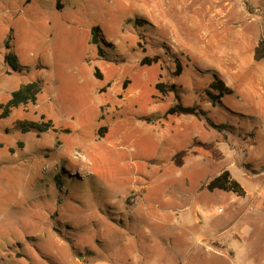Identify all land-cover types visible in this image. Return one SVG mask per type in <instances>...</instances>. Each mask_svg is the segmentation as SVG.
Here are the masks:
<instances>
[{
    "label": "rangeland",
    "instance_id": "rangeland-1",
    "mask_svg": "<svg viewBox=\"0 0 264 264\" xmlns=\"http://www.w3.org/2000/svg\"><path fill=\"white\" fill-rule=\"evenodd\" d=\"M160 1L155 26L142 0H0V104L41 82L0 118V264L213 263L208 236L249 197L237 206L206 182L228 169L249 195L264 178V0ZM157 81L200 116L166 115L174 94Z\"/></svg>",
    "mask_w": 264,
    "mask_h": 264
},
{
    "label": "crops",
    "instance_id": "crops-1",
    "mask_svg": "<svg viewBox=\"0 0 264 264\" xmlns=\"http://www.w3.org/2000/svg\"><path fill=\"white\" fill-rule=\"evenodd\" d=\"M142 1L145 2L144 6H146L151 13L153 12V16H144L147 21L155 26L161 25L163 22L161 19V11L165 7V2L160 3L161 1L158 0L159 7L157 9L155 4H157L158 1ZM138 15L143 17L142 14ZM257 172L253 174H258L259 172ZM242 176L243 174H241L240 177ZM239 183L245 191L242 196L218 189L209 191L211 193L224 192L229 194L231 198L234 199L233 203L237 204V206L244 202L246 196L249 197V199L244 202L247 204L246 208L243 210H237V207H235L234 209L236 211L232 214V221L224 228L222 227L223 229L220 232L208 236L209 244L206 246V249L215 257L212 264H264V178H261L257 188L249 195H247L246 190V187H248L247 184L245 185L242 182ZM219 211L220 208H218L215 213ZM222 219L225 220L226 217ZM174 224H176V220H174ZM216 226L218 227L219 223L212 224V227ZM174 238H179V241L181 240L180 234H175ZM199 241H201V238L197 239L194 246L197 247ZM77 261L80 262V260ZM91 264L112 263L106 260H98ZM138 264L142 263L139 262ZM174 264H182V262Z\"/></svg>",
    "mask_w": 264,
    "mask_h": 264
},
{
    "label": "trees",
    "instance_id": "trees-1",
    "mask_svg": "<svg viewBox=\"0 0 264 264\" xmlns=\"http://www.w3.org/2000/svg\"><path fill=\"white\" fill-rule=\"evenodd\" d=\"M60 6L59 4L57 5ZM146 23L143 19H141L137 22ZM91 33V43L92 44H98L99 42V33L100 30L98 27H92L90 30ZM111 45V43H109ZM6 48H9V41L7 40L5 42ZM99 56H102L101 50L98 51ZM264 55V49H263V40H260L257 44V47L255 48V58L260 59ZM161 60V57L159 54H154L152 56L144 55L139 63L140 65H151L153 63H159ZM175 60V69H176V75L180 74L181 70V63L178 61V59ZM5 61L12 67L13 70H18L20 68V65L17 61V58L12 53H6L5 54ZM94 75L97 77H100V74L97 71V67L95 68ZM209 86L216 90L220 97L223 96V94L231 93L232 91L227 88L223 81L214 74L213 80L209 84ZM154 88L157 91L158 94L161 96L167 95L170 92H173L175 101L173 104L169 105L166 110V115H179V114H185V115H194V116H200L201 112L198 110V108L194 105H186L182 103L179 93L176 92L175 85L174 84H168L162 81H157L154 84ZM41 90V82L39 80L37 81H31L27 83L21 84L16 90H13L11 92V96L5 103L0 104V118H6L11 110L20 104H26L28 102L34 103L36 101L37 95ZM208 96L212 99L213 93L211 91H207ZM23 128L22 131H28L29 129H36L40 132L46 131L49 129L52 124L50 122H34V121H23ZM102 135V134H100ZM177 165H180L181 163L176 162ZM205 188L208 191H213L215 189L226 191V192H232L236 195L242 196L244 195L245 191L243 187L240 185V183L232 176L231 172L228 169H223L220 171L216 176L210 178L206 184Z\"/></svg>",
    "mask_w": 264,
    "mask_h": 264
},
{
    "label": "bare ground",
    "instance_id": "bare-ground-1",
    "mask_svg": "<svg viewBox=\"0 0 264 264\" xmlns=\"http://www.w3.org/2000/svg\"><path fill=\"white\" fill-rule=\"evenodd\" d=\"M214 11H215V10H214ZM216 13H217V11H216ZM211 16H212V15H211ZM211 16H210V17H211ZM211 18H212V17H211ZM204 33H205V32H204ZM204 36H205V35H204Z\"/></svg>",
    "mask_w": 264,
    "mask_h": 264
}]
</instances>
